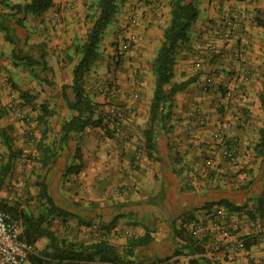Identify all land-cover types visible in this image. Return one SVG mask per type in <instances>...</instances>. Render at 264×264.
<instances>
[{"label":"crops","instance_id":"1","mask_svg":"<svg viewBox=\"0 0 264 264\" xmlns=\"http://www.w3.org/2000/svg\"><path fill=\"white\" fill-rule=\"evenodd\" d=\"M27 1L7 0L10 4ZM197 5L198 18L189 31L188 41L179 49L172 83L188 77L177 79V67H182L181 72L186 69V74L203 68L212 75L211 90L228 91L229 97L220 102L224 107L215 111L211 101L215 95L200 92L205 77L177 93L166 127L158 134L154 160H148L144 151L142 132L148 128V106L141 100L136 102L140 114L126 124L128 130L110 138L113 140L101 132L85 129L63 144L60 129L65 120H59L50 145L53 155L58 157L49 173L52 187L48 194L54 205L65 211L63 215L73 219L64 224L67 219L60 216L64 226L55 229L58 238L76 242L105 239L122 250L128 236H140L149 230L154 241L137 251L136 258L142 264H152L174 249L170 240L172 222L179 224L190 214L199 221L211 216L214 222L207 221L206 228L219 241L214 251L207 254L213 264H264V220L258 222L248 217L264 191V158L256 157L254 152L259 131L264 128V0H199ZM58 7L59 2L53 0V7L46 13L28 16L24 29L14 27L23 56L30 54L38 59L45 55L40 42H29L30 33L36 28L46 26L43 38H48V45H59L65 38L75 37L71 28L75 21H80L76 15L65 17L62 31L65 29L66 33L47 25ZM234 9H239L242 26L232 30L229 38H221L219 24ZM5 11L0 4V13ZM13 48L0 30V76L11 58L17 60L12 55ZM29 70L46 82L41 68L36 72ZM54 72L57 75L55 69ZM60 80L58 77L54 93L71 83L70 80L59 85ZM124 86L125 90L131 89ZM213 100L215 105L219 99ZM4 102L0 89V103ZM200 117L205 120L204 125L199 124ZM3 119L0 118V132L5 131L12 144L8 133L12 128L3 125ZM3 149L8 154L0 135L1 153ZM226 150L232 151L231 159L225 157ZM77 191L85 202L80 210L74 203ZM217 201L243 206L244 213L237 215L214 206L207 216V210L198 209ZM94 221L99 223L98 227L110 226L105 230L98 228L95 235H82V225L92 222L94 228ZM65 226L73 228V233L65 232ZM246 236L256 237V243L247 250H228L232 242ZM34 244L40 251L48 241L41 238Z\"/></svg>","mask_w":264,"mask_h":264},{"label":"rangeland","instance_id":"2","mask_svg":"<svg viewBox=\"0 0 264 264\" xmlns=\"http://www.w3.org/2000/svg\"><path fill=\"white\" fill-rule=\"evenodd\" d=\"M57 1L59 7L54 9L47 25L52 30L66 33L65 29L62 31L65 17L76 15V18L80 21H75L71 28L75 37L65 38V42L59 45H48V38H43L47 33L46 26H43L34 29L36 32L32 30L30 38H28L31 43L40 42L42 44L47 65L52 70L55 69L58 72L57 75L55 72L51 75L45 74L48 81L41 82L37 79L39 76L36 73L32 75L25 63L15 62L11 58V62L4 67L3 76H0V89L5 96V102L0 103V118L4 117L3 125L12 128L8 133L12 137V148L17 154L8 173L3 177L0 174V210L14 207L36 215L45 211L48 207L45 200L40 201L37 198L40 189L39 184L43 183L47 186L48 191L51 190L52 181L48 180L51 176L49 173L53 169L52 167L58 156H55L53 162L49 161L46 166H42L40 160L44 158L43 151L51 150V140L58 129V121H66L73 114L67 109L61 96V90L54 93V89L58 77L62 79L59 85L69 83L71 80V70L76 61L73 56L74 46L83 41L87 30L90 28L96 14L98 0ZM170 1H117V12L104 30L102 40L98 46V60L90 67L85 78L86 91L97 104V112L102 114L100 116L102 122L101 125H90L86 130L90 132L98 131L107 137L103 128L108 120V124H111L110 122L114 123V126L111 125L109 128L113 138H115L118 134L128 130L129 125L126 124H131L133 118L140 114L136 102L141 100L145 106H149L154 89L152 63L161 44L163 30L169 22ZM232 11L233 14L227 17L226 20L237 19L241 27L242 18L239 9ZM226 20L219 24L221 38H226L222 34L223 23ZM147 38H151V41H146ZM180 70H182V67L176 68L177 79L182 78L184 75H188L187 79L195 78V80L205 77L204 85L199 89L200 92L203 95L208 93L212 96L215 95L213 98L215 100L219 99L215 105L213 98L211 99L215 111L219 112V109L224 107L220 102L229 97L228 91L211 90V79H213L211 73L209 75V73L203 71V68L202 70L200 68L197 71H191L190 74H186V69L184 72ZM207 76H211V78ZM214 79H217V77L215 76ZM124 85L130 86L131 89L125 90ZM23 95L27 97H22ZM52 97L54 98L52 99ZM45 108L48 113L45 112ZM111 109L122 114L119 125H116V118L110 113ZM128 110H130V114ZM7 161L8 154L3 149L2 153L0 152V172ZM78 191L74 194L77 200L74 203H76V207L78 206L77 210H80L79 207L84 206L85 202H83ZM63 217L67 219V221H63L64 224L73 219L67 215H63ZM60 218V216L53 217L51 222L53 231L64 226V224H61L62 219ZM94 222L95 225L98 223ZM96 226L93 228L92 222L84 223L80 232L84 236H87V233L95 235L98 228L105 230L110 225L108 227L102 224L99 227ZM72 230L73 228L70 226H67V228L65 226V232L69 233L71 231L73 233ZM66 239L69 240V238Z\"/></svg>","mask_w":264,"mask_h":264},{"label":"trees","instance_id":"3","mask_svg":"<svg viewBox=\"0 0 264 264\" xmlns=\"http://www.w3.org/2000/svg\"><path fill=\"white\" fill-rule=\"evenodd\" d=\"M118 0H98L96 3V14L90 28L81 43L74 46L73 56L76 61L71 70V83L62 86L61 96L69 111L73 114L61 125L60 142L65 144L72 137L82 133L90 125H101L102 114L97 112V104L86 91V76L90 67L98 60V46L106 27L112 21L117 12ZM199 0H171L169 4V22L163 30L162 41L152 63L154 75V89L150 104L148 106V128L142 132L144 140V151L148 160H154L156 153V141L161 130L165 129L166 121L171 116V103L177 93L183 92L189 85L194 83L195 78H188L180 83H172L174 69L177 64V55L180 47L188 41L189 31L198 18ZM0 4L6 9L0 13V30L4 33V39L14 46L12 55L18 62H23L31 71L41 68L44 75L52 74L53 70L44 60V55L36 59L33 55H22L19 42L14 35V27L24 29V22L28 16L39 17L52 8L53 0H28L24 4H10L7 0H0ZM40 48V46H39ZM71 59V58H70ZM38 76V75H37ZM51 83V82H50ZM22 97H27L23 95ZM27 100V98H25ZM45 112L47 109H44ZM48 113V112H46ZM109 119V118H108ZM110 120V119H109ZM115 122V121H114ZM105 124L104 132L108 138L113 134L109 126ZM114 126V125H113ZM0 135L8 150V161L1 170V176H5L12 166V161L17 154L12 149L11 139L5 131ZM256 157L264 158V128L259 131V138L255 144ZM19 154V153H18ZM44 158L40 160L42 166L55 159L51 150L43 151ZM38 199L45 200L48 207L45 211L33 214L16 208H4L3 211L10 213L20 220L23 228V238L27 243L34 246L38 239L44 238L48 245L43 250H37L39 257L35 258L38 264H142L137 260L136 252L149 247L154 238L149 230L143 235L128 236L122 250L112 245L108 240L98 239L90 242L69 241L58 238L51 229L53 217L63 216L65 211L57 208L48 194L47 186L39 184ZM223 207L237 215L243 214V206L217 201L207 203L201 210ZM251 219L261 222L264 220V191L256 199V206L251 214ZM214 222L212 217L199 221L190 214L177 224L175 221L170 225V240L174 249L164 258H157L152 264H213L207 257L208 253L214 251L219 241L214 232L206 228L207 221ZM90 223V222H89ZM242 249L247 250L256 243V237H242ZM35 247V246H34Z\"/></svg>","mask_w":264,"mask_h":264},{"label":"built area","instance_id":"4","mask_svg":"<svg viewBox=\"0 0 264 264\" xmlns=\"http://www.w3.org/2000/svg\"><path fill=\"white\" fill-rule=\"evenodd\" d=\"M240 24L237 19H228L223 23L222 34L228 37L234 28H239ZM131 110V108H129ZM130 110L128 113L130 114ZM111 115L116 118V125L121 121V113L110 110ZM200 125L205 124V120L200 117ZM219 139L220 136H218ZM227 158H232L231 150L224 151ZM216 220V216H214ZM23 228L19 219L13 217L10 213L0 210V264H38L33 261L39 257V252L36 248L23 238ZM242 250V240H236L228 246V250ZM264 262V257H263Z\"/></svg>","mask_w":264,"mask_h":264}]
</instances>
